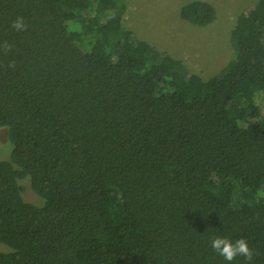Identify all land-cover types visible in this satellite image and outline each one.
<instances>
[{
  "label": "trees",
  "instance_id": "16d2710c",
  "mask_svg": "<svg viewBox=\"0 0 264 264\" xmlns=\"http://www.w3.org/2000/svg\"><path fill=\"white\" fill-rule=\"evenodd\" d=\"M129 2L0 0L13 143L0 264H264V0L238 15L234 56L208 77L127 28ZM181 17L208 26L217 8L194 0ZM217 236L247 239L253 260L226 261Z\"/></svg>",
  "mask_w": 264,
  "mask_h": 264
},
{
  "label": "rangeland",
  "instance_id": "374dc122",
  "mask_svg": "<svg viewBox=\"0 0 264 264\" xmlns=\"http://www.w3.org/2000/svg\"><path fill=\"white\" fill-rule=\"evenodd\" d=\"M194 0H130L125 25L160 49L181 58L187 73L205 77L218 74L234 56L231 33L238 15L261 0H203L217 8V19L208 26L192 24L181 17L184 5ZM259 103L264 95L257 94ZM13 143L7 126L0 127V161L11 160ZM16 168H18L16 166ZM23 197L38 206L45 204L29 181L20 179ZM24 182V184H23ZM6 248L1 245L0 249Z\"/></svg>",
  "mask_w": 264,
  "mask_h": 264
},
{
  "label": "clouds",
  "instance_id": "9594fccd",
  "mask_svg": "<svg viewBox=\"0 0 264 264\" xmlns=\"http://www.w3.org/2000/svg\"><path fill=\"white\" fill-rule=\"evenodd\" d=\"M13 27L17 30H22L26 26L23 23V19L18 18L13 23ZM211 247L228 262L241 256L246 261L251 262L255 255L254 249L245 238H239L233 241L227 236H217L212 239Z\"/></svg>",
  "mask_w": 264,
  "mask_h": 264
}]
</instances>
